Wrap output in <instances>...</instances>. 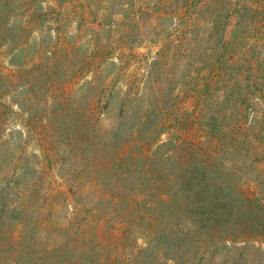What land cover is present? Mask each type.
Segmentation results:
<instances>
[{
  "label": "trees",
  "instance_id": "1",
  "mask_svg": "<svg viewBox=\"0 0 264 264\" xmlns=\"http://www.w3.org/2000/svg\"><path fill=\"white\" fill-rule=\"evenodd\" d=\"M197 3L186 0L188 6ZM131 17L130 28L151 18L182 23L186 79L195 75L201 60L209 67L206 84L189 89L195 102L207 99L211 105L193 116H202L207 137L189 139L186 133L194 126L181 116L178 126L172 124L158 106L142 107L132 128L117 121L99 129L96 111H91L92 122L75 129L76 161L67 172L47 185L48 173L29 178L16 204L14 184L2 187L0 264H184L187 254L229 243L230 233L218 225L230 217V174L236 169L229 164L230 154H250L249 125L264 122V79L258 76L264 60L253 58L249 45L243 47L247 17L191 11L178 16L144 5ZM231 24H239L244 35L241 50L230 55ZM163 54L159 51L156 59ZM93 60L82 62L91 66ZM215 90L220 91L219 105L230 109L213 107ZM255 154L260 162L259 150ZM57 179L64 188L51 187Z\"/></svg>",
  "mask_w": 264,
  "mask_h": 264
},
{
  "label": "rangeland",
  "instance_id": "2",
  "mask_svg": "<svg viewBox=\"0 0 264 264\" xmlns=\"http://www.w3.org/2000/svg\"><path fill=\"white\" fill-rule=\"evenodd\" d=\"M196 1L188 6L186 0H0V191L13 183L16 204L29 178L48 173L47 185L67 172L76 161L75 129L92 122L91 111L104 130L117 121L132 128L142 107H162L172 124L178 126L181 116L194 126L186 133L189 139L204 140L202 116H193L211 105L207 99L204 106L195 102L189 89L206 84L209 67L201 60L186 79L182 23L151 18L130 28L127 19L141 5L178 16L188 11L245 14L243 47L249 45L252 57L264 60V0ZM229 29L231 55L241 50L244 34L239 24ZM161 50L163 58L157 60ZM99 56L103 59H95ZM84 59L94 63L83 65ZM258 76L264 79V66ZM215 91L213 107L230 109L219 105L220 91ZM248 133L251 153L233 152L229 158L236 166L230 174V217L218 225L230 233L229 243L187 254L184 264H264V122L250 123ZM242 163L246 168L239 167ZM61 184L57 179L51 187L64 188Z\"/></svg>",
  "mask_w": 264,
  "mask_h": 264
}]
</instances>
